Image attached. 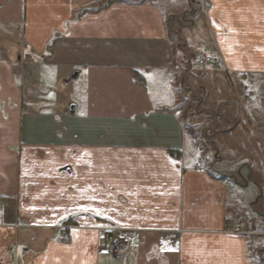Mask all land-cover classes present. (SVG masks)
<instances>
[{
  "label": "crops",
  "instance_id": "0c3cea01",
  "mask_svg": "<svg viewBox=\"0 0 264 264\" xmlns=\"http://www.w3.org/2000/svg\"><path fill=\"white\" fill-rule=\"evenodd\" d=\"M109 1L0 0V264H264V237L231 233L247 214L264 231V192L223 167L259 186L264 122L247 119L241 152L238 117L188 122L211 113L204 85L200 110L176 112L192 52L213 59L200 72L264 84V0ZM108 228L122 255L99 253Z\"/></svg>",
  "mask_w": 264,
  "mask_h": 264
},
{
  "label": "rangeland",
  "instance_id": "374dc122",
  "mask_svg": "<svg viewBox=\"0 0 264 264\" xmlns=\"http://www.w3.org/2000/svg\"><path fill=\"white\" fill-rule=\"evenodd\" d=\"M173 1V3L181 2L182 0H170ZM174 4V5H175ZM160 5L164 8L165 4L164 2H160ZM177 5H181L180 3H177ZM193 9L198 10V5L196 3H193ZM180 10V7H176V11ZM178 10V11H179ZM193 25H192V31L191 35H188V31L180 30L179 36L185 35L187 46H190V48H194L198 46L197 43V37L195 36V32L199 31L201 32L202 25L200 24V19L198 16H193L192 18ZM176 29H180L179 25L176 26ZM192 52L189 56H184L183 60L190 59L189 57L193 54ZM190 66V61H189ZM190 68H192L190 66ZM194 69V68H192ZM188 70L189 74L185 75L184 78V84L183 87L186 89H191L190 91L191 97L190 100H184L181 96V86L177 89L179 92V97H177V106H176V112L177 115L180 118H183L185 121V117L188 114V110L195 109L200 110L202 107L197 106L199 99V86L204 85V94L203 96V105H205L206 108H208L211 113H208L204 116H193V118L188 119V122H190L193 125H215V128H221L229 126L228 122L233 123L237 122V117L240 121V127L236 128L233 135L226 139L229 141L227 143V146H238V149L241 152L250 151L252 149V144L254 142V139L257 140V137L253 134L252 131H247V122L248 120L254 125V127L258 128L260 130V133H262V128L259 126L261 122H264V84L261 83V81H258L256 83H252L249 87L247 84V89L243 90V88L239 87V85L236 83L233 76H230V80L227 79L226 76H223L220 74V72H217L218 75H216V72L212 71L213 73H204V72H197L194 70ZM215 74V75H214ZM205 75V76H204ZM204 76V77H203ZM203 77V78H202ZM234 88H232V85ZM217 94H221L224 96V99H218ZM237 100L240 102L238 105ZM190 108V109H189ZM224 111V115L221 112ZM220 116H219V115ZM226 117L224 118V116ZM248 119V120H247ZM210 127V126H209ZM221 138H215L214 142L217 144V148L222 145V143H219L218 141ZM242 154V153H241ZM240 159H245L242 156ZM239 159V160H240ZM226 161V160H225ZM245 163V162H243ZM230 164V165H229ZM234 165V166H232ZM231 164V162H224L223 167L227 170V174H234L236 176V179L240 184H242V178H245L248 182V187L245 191V195L247 198H250L253 195V192H258L259 189L263 190L264 192V162L261 164H258V169H260V178H259V186L252 185L251 182L248 180L249 175V169L246 165L240 164ZM241 169V173H239ZM260 195V193H258Z\"/></svg>",
  "mask_w": 264,
  "mask_h": 264
},
{
  "label": "built area",
  "instance_id": "2783aa9c",
  "mask_svg": "<svg viewBox=\"0 0 264 264\" xmlns=\"http://www.w3.org/2000/svg\"><path fill=\"white\" fill-rule=\"evenodd\" d=\"M213 59L211 56L203 52H194L190 57V65L198 70L203 71L207 66L213 65ZM255 215L247 214L244 217V221L247 225L246 228L235 227L231 233L241 234V235H251V236H262L264 237V231H257L254 223ZM115 229L108 228L103 230V235L99 245V253L106 256H116L122 255L125 252L124 241L116 237L114 234ZM66 240H70L69 235H65ZM173 242V240H171Z\"/></svg>",
  "mask_w": 264,
  "mask_h": 264
},
{
  "label": "trees",
  "instance_id": "16d2710c",
  "mask_svg": "<svg viewBox=\"0 0 264 264\" xmlns=\"http://www.w3.org/2000/svg\"><path fill=\"white\" fill-rule=\"evenodd\" d=\"M114 1H117V0H110L107 3L114 2ZM89 10H95V9H89ZM134 77H135V81L137 82V84H139L140 86H144V80L141 78V76L139 74L135 73Z\"/></svg>",
  "mask_w": 264,
  "mask_h": 264
},
{
  "label": "snow or ice",
  "instance_id": "6c2138e0",
  "mask_svg": "<svg viewBox=\"0 0 264 264\" xmlns=\"http://www.w3.org/2000/svg\"><path fill=\"white\" fill-rule=\"evenodd\" d=\"M82 211H92V212H95L97 215H101L102 212L99 210V209H96V208H92V209H89V208H83ZM109 219H111V217H109Z\"/></svg>",
  "mask_w": 264,
  "mask_h": 264
},
{
  "label": "water",
  "instance_id": "95a60500",
  "mask_svg": "<svg viewBox=\"0 0 264 264\" xmlns=\"http://www.w3.org/2000/svg\"><path fill=\"white\" fill-rule=\"evenodd\" d=\"M77 77V74H73L70 76V79H75Z\"/></svg>",
  "mask_w": 264,
  "mask_h": 264
}]
</instances>
